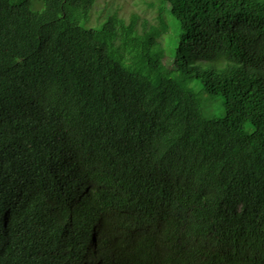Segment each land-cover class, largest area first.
<instances>
[{"label": "trees", "instance_id": "trees-1", "mask_svg": "<svg viewBox=\"0 0 264 264\" xmlns=\"http://www.w3.org/2000/svg\"><path fill=\"white\" fill-rule=\"evenodd\" d=\"M93 2L0 0V264H264V0Z\"/></svg>", "mask_w": 264, "mask_h": 264}, {"label": "rangeland", "instance_id": "rangeland-1", "mask_svg": "<svg viewBox=\"0 0 264 264\" xmlns=\"http://www.w3.org/2000/svg\"><path fill=\"white\" fill-rule=\"evenodd\" d=\"M159 7H160L159 0H94L93 5L90 9L89 19L87 21V24L85 23L82 26H84L85 28L98 26L97 24H99L100 22H102L104 19H106L108 16L112 14H116L118 18H121L124 21L125 26H129L131 22V17L135 15L136 22L134 28L140 34L143 30L159 27L160 25L158 19ZM167 16L168 18L163 17L164 21L168 19L169 28L167 30V33H162L158 38L160 48L165 47L164 48L165 52H167L166 42H168V44L169 42H173L171 45L173 47V45L176 42L177 32H178V27L175 26L176 24L175 21L172 19V17H170L168 13ZM103 23L104 22H102L99 27L93 29H99ZM143 27H145V29ZM167 35L168 38L166 40ZM161 49L154 52L153 56L151 57V63L159 64L162 62L164 65L168 66V64L170 63L171 54L169 55L163 53L164 54L163 55ZM159 51L161 52L163 57L161 62L160 59H157V56H159ZM168 52L170 51L168 50ZM198 96L202 97V95L200 94H198ZM210 112H212L213 115L215 113L216 115L220 114V111L215 109V106L213 104L211 105ZM209 115L211 114L208 115L206 114V116L211 117Z\"/></svg>", "mask_w": 264, "mask_h": 264}]
</instances>
